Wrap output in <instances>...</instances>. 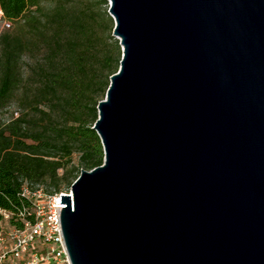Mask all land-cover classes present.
I'll return each mask as SVG.
<instances>
[{
    "label": "water",
    "instance_id": "water-1",
    "mask_svg": "<svg viewBox=\"0 0 264 264\" xmlns=\"http://www.w3.org/2000/svg\"><path fill=\"white\" fill-rule=\"evenodd\" d=\"M103 164L60 196L71 264H264V0H107Z\"/></svg>",
    "mask_w": 264,
    "mask_h": 264
},
{
    "label": "trees",
    "instance_id": "trees-1",
    "mask_svg": "<svg viewBox=\"0 0 264 264\" xmlns=\"http://www.w3.org/2000/svg\"><path fill=\"white\" fill-rule=\"evenodd\" d=\"M0 12L17 27L0 36V110H19L0 125V211L16 213L25 184L58 194L103 164L92 127L122 51L111 16L83 0H0Z\"/></svg>",
    "mask_w": 264,
    "mask_h": 264
},
{
    "label": "built area",
    "instance_id": "built-area-1",
    "mask_svg": "<svg viewBox=\"0 0 264 264\" xmlns=\"http://www.w3.org/2000/svg\"><path fill=\"white\" fill-rule=\"evenodd\" d=\"M2 20L8 27L10 23ZM62 194L45 195L41 189L32 191L25 184L21 196L30 205L16 213L0 211L4 219L14 217L23 223L21 229L11 227L6 234L0 233V264H71L60 226ZM27 217L34 221H26Z\"/></svg>",
    "mask_w": 264,
    "mask_h": 264
},
{
    "label": "rangeland",
    "instance_id": "rangeland-1",
    "mask_svg": "<svg viewBox=\"0 0 264 264\" xmlns=\"http://www.w3.org/2000/svg\"><path fill=\"white\" fill-rule=\"evenodd\" d=\"M83 1L89 2L90 4L95 6L101 13H103L104 11H107V13H108L109 2L107 0H105L106 1L105 4H103L102 0H83ZM8 23H10V24L7 27L4 23V21L2 19H0V36L3 33H8L11 35L15 33V30H16L15 28H17L16 25L14 23H11V22H8ZM113 23H114V21H113ZM16 112L19 113V110L14 105L5 107L2 110H0V125L4 124L8 120H10L12 115L15 116ZM75 162H76V159H75ZM68 171H70V169H68ZM60 174H61V172H60ZM30 188L32 191L41 189L42 193L45 195H48L49 192L53 191V189L50 187V185L48 183L34 184ZM60 188H61V191L59 193H64V194L70 193V188L66 190L64 183H61ZM10 228L11 227H10L8 220L4 219V220L0 221V233L1 234H3V235L6 234L10 230Z\"/></svg>",
    "mask_w": 264,
    "mask_h": 264
}]
</instances>
